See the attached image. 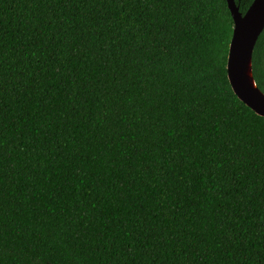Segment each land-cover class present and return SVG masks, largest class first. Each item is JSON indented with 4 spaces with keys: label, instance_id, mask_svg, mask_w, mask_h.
I'll return each instance as SVG.
<instances>
[{
    "label": "trees",
    "instance_id": "1",
    "mask_svg": "<svg viewBox=\"0 0 264 264\" xmlns=\"http://www.w3.org/2000/svg\"><path fill=\"white\" fill-rule=\"evenodd\" d=\"M232 30L226 0H0V264H264ZM251 62L264 93V28Z\"/></svg>",
    "mask_w": 264,
    "mask_h": 264
},
{
    "label": "water",
    "instance_id": "2",
    "mask_svg": "<svg viewBox=\"0 0 264 264\" xmlns=\"http://www.w3.org/2000/svg\"><path fill=\"white\" fill-rule=\"evenodd\" d=\"M233 30L227 54V78L234 94L257 115L264 116V93L252 75L251 55L264 28V0H253L242 14L235 0H226Z\"/></svg>",
    "mask_w": 264,
    "mask_h": 264
}]
</instances>
